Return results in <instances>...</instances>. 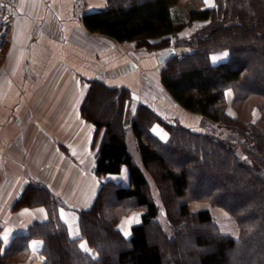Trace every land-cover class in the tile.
Instances as JSON below:
<instances>
[{"label":"trees","instance_id":"trees-1","mask_svg":"<svg viewBox=\"0 0 264 264\" xmlns=\"http://www.w3.org/2000/svg\"><path fill=\"white\" fill-rule=\"evenodd\" d=\"M83 23L91 33L151 52L187 48L164 65L160 81L174 102L202 116L203 131L163 119L128 89L93 81L81 113L96 135L104 131L96 173L119 175L127 167L129 184L101 185L93 206L79 212L80 238L69 236L59 199L47 189L27 188L15 207L45 205L49 219L31 225L4 252L0 238V264L25 259L34 238L43 241L44 264H264V31L254 30L264 28V0H214L210 7L205 0H107ZM219 52L227 57L214 62ZM229 89L236 117L226 111ZM94 90L110 99L118 131L103 115L89 114ZM254 109L261 112L257 121ZM154 123L168 131L166 142L150 132ZM126 131L135 138L141 166ZM144 170L155 179L166 226ZM195 201L225 209L238 236L223 234L209 209L193 212ZM135 210L143 212L141 221L125 238L117 223ZM83 239L96 258L81 249Z\"/></svg>","mask_w":264,"mask_h":264},{"label":"crops","instance_id":"crops-1","mask_svg":"<svg viewBox=\"0 0 264 264\" xmlns=\"http://www.w3.org/2000/svg\"><path fill=\"white\" fill-rule=\"evenodd\" d=\"M213 3L208 0L207 6ZM106 5L107 0H20L12 19L0 24L1 252L31 225L49 219L45 205L15 207L27 188L47 189L59 199L64 204L60 218L69 236L80 238L79 212L93 206L101 185L129 184L127 167L119 175L96 173L104 131L96 135L93 123L81 113L93 81L110 89H128L139 104L150 106L163 119L203 131L202 116L184 110L162 87L164 65L157 57L163 52L87 30L84 15ZM174 49L177 55L189 52ZM226 97L227 114L234 117L231 89ZM150 132L164 142L169 139L168 131L158 123ZM199 205L193 203L190 208L203 210ZM142 213L132 211L117 223L125 238L140 223ZM80 247L97 257L86 239ZM29 248L28 256L17 264H44L43 241L34 238Z\"/></svg>","mask_w":264,"mask_h":264},{"label":"rangeland","instance_id":"rangeland-1","mask_svg":"<svg viewBox=\"0 0 264 264\" xmlns=\"http://www.w3.org/2000/svg\"><path fill=\"white\" fill-rule=\"evenodd\" d=\"M206 5H207V3H206ZM256 27L257 26L254 27L255 31H261V32L264 31V28L262 26L257 27V28ZM177 48H185V47L178 46ZM163 52H165V51H163ZM226 56H227V53L219 52L213 56V59L215 58L214 62H219L221 60H225ZM104 96L105 95L103 93L101 94L100 92H97L94 90L93 94L90 96V99H89V105H88L89 114L91 116H96V117L103 115L104 120L112 121L114 123L115 130L118 131L121 128V124H120V121L118 122V120L115 119V116H116L115 108L110 106V104H109L110 99L109 98L104 99ZM135 101L138 102L137 97H136ZM228 106L229 105L227 104L226 111L229 109ZM230 110L235 113L234 117H236L237 112L234 109L232 102H231ZM242 110H243L244 118L247 119L248 118L247 115L249 113L248 109H242ZM254 110L255 111H254L252 117H253V119H256V121H257L261 116V112L258 109H254ZM126 132H127L126 133V141H127L128 146L130 148L129 150L132 152V156L134 158L135 163L138 164L140 162V158H139V153H138L137 148H136L135 138H134L133 134L131 133V131H126ZM140 164H141V162H140ZM152 168L157 169L156 166H152ZM144 172H145L147 179H148V182H149V193L153 197L154 201L158 204V207H159V221L166 226L167 218L165 215V211L161 206L159 193L155 187V179L153 178L152 174H150L147 170H144ZM193 203H199L200 204L199 206L202 207L203 209H209L210 210V212L213 215L215 225L218 227V229L223 234H228V235H231L233 237L238 236L239 229H238V226L236 224V221L230 216V214L225 209H222L220 207H212L208 202H196V201L191 202V204H193ZM191 204H190V206H191Z\"/></svg>","mask_w":264,"mask_h":264},{"label":"built area","instance_id":"built-area-1","mask_svg":"<svg viewBox=\"0 0 264 264\" xmlns=\"http://www.w3.org/2000/svg\"><path fill=\"white\" fill-rule=\"evenodd\" d=\"M19 2L20 0H0V24L7 23L12 19Z\"/></svg>","mask_w":264,"mask_h":264},{"label":"water","instance_id":"water-1","mask_svg":"<svg viewBox=\"0 0 264 264\" xmlns=\"http://www.w3.org/2000/svg\"><path fill=\"white\" fill-rule=\"evenodd\" d=\"M177 56V53L174 49V47L168 48L165 52H163L162 54H160L157 57L158 62L161 65H165L169 60L175 58Z\"/></svg>","mask_w":264,"mask_h":264},{"label":"snow or ice","instance_id":"snow-or-ice-1","mask_svg":"<svg viewBox=\"0 0 264 264\" xmlns=\"http://www.w3.org/2000/svg\"><path fill=\"white\" fill-rule=\"evenodd\" d=\"M205 3H208V0H205ZM210 6H213V5H210ZM214 59H215V58H214ZM82 247H84V250H85V251H88V249H87L86 246H83V245H82Z\"/></svg>","mask_w":264,"mask_h":264}]
</instances>
